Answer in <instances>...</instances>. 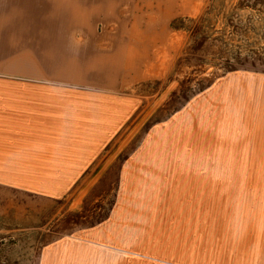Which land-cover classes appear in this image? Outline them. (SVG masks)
<instances>
[{
    "label": "rangeland",
    "instance_id": "1",
    "mask_svg": "<svg viewBox=\"0 0 264 264\" xmlns=\"http://www.w3.org/2000/svg\"><path fill=\"white\" fill-rule=\"evenodd\" d=\"M17 53L35 55L48 76L98 82L74 86L88 92H117L106 82L122 74L130 104L63 197L0 193L32 206L35 225L1 223L0 264H43L48 242L62 258L91 229L138 233L152 220L137 210L151 200L156 217L209 222L210 242L241 249L240 264H264V0H0V58ZM140 157L156 170L125 184L122 165ZM191 208L203 213L193 219Z\"/></svg>",
    "mask_w": 264,
    "mask_h": 264
},
{
    "label": "crops",
    "instance_id": "2",
    "mask_svg": "<svg viewBox=\"0 0 264 264\" xmlns=\"http://www.w3.org/2000/svg\"><path fill=\"white\" fill-rule=\"evenodd\" d=\"M0 61V193L29 197L38 194L41 200H57L85 176L112 140L115 118L127 115L124 109L129 110L130 99L118 91L127 82L122 74L115 72L106 84L120 87L115 88L117 92H88L74 86L98 82H90L82 75L48 76L35 55L17 53L1 57ZM102 64L101 69L107 75L108 71L103 70L106 63ZM140 158L127 159L125 164L129 166L122 165L121 181L125 184L140 182L142 172L145 176L151 169L156 170L153 167L156 160ZM53 182L59 184L51 185ZM155 210L152 200L137 210L151 213L149 220H152L147 223L144 218L145 223L138 225V233L130 235L128 226L118 231L109 226L110 230L103 235L96 236L95 232L93 236L91 229L86 240L73 242V253L62 258L56 257L59 252L51 250L48 242L41 254L43 264L51 258L60 260L59 264H240L241 249L210 242L209 222L197 223L193 229L180 218L178 221L172 210L158 211V217L153 215ZM28 212L31 214L27 215ZM33 212L32 206L12 204L0 197V226L8 220L10 228L33 229ZM188 212L193 219L194 214L203 213L193 208ZM128 213L123 216L122 225L124 218L128 221ZM167 214L173 215L177 225L171 228L168 224L170 233L161 236L163 224L172 219Z\"/></svg>",
    "mask_w": 264,
    "mask_h": 264
},
{
    "label": "bare ground",
    "instance_id": "3",
    "mask_svg": "<svg viewBox=\"0 0 264 264\" xmlns=\"http://www.w3.org/2000/svg\"><path fill=\"white\" fill-rule=\"evenodd\" d=\"M136 57H139V56L132 55V56L130 57V59H133V58H134V59L136 60V59H137ZM115 60H119V59H115ZM115 60H114V61H115ZM136 61H137V60H136ZM115 63H116V61H115ZM104 68H105V67H104ZM110 70H111V69H110ZM108 72H109V71H108Z\"/></svg>",
    "mask_w": 264,
    "mask_h": 264
}]
</instances>
